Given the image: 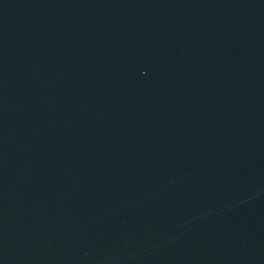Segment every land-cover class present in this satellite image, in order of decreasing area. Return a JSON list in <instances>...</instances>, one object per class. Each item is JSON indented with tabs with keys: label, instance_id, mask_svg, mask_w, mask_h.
Masks as SVG:
<instances>
[{
	"label": "water",
	"instance_id": "obj_1",
	"mask_svg": "<svg viewBox=\"0 0 264 264\" xmlns=\"http://www.w3.org/2000/svg\"><path fill=\"white\" fill-rule=\"evenodd\" d=\"M0 264H264V0H0Z\"/></svg>",
	"mask_w": 264,
	"mask_h": 264
}]
</instances>
